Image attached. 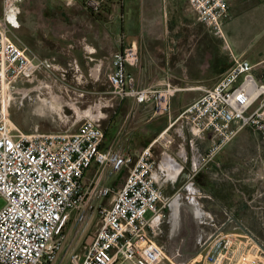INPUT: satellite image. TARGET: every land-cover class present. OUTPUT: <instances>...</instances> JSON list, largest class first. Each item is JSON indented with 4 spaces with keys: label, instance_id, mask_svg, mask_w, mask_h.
I'll use <instances>...</instances> for the list:
<instances>
[{
    "label": "built area",
    "instance_id": "built-area-1",
    "mask_svg": "<svg viewBox=\"0 0 264 264\" xmlns=\"http://www.w3.org/2000/svg\"><path fill=\"white\" fill-rule=\"evenodd\" d=\"M25 1L2 0L0 14V202H4L0 264H57L66 248V227L92 219L93 228L70 253L67 264H166L165 250L155 238L169 200L154 177L158 163L152 146L137 154L103 149L104 129L91 117L83 119L73 133L26 135L13 127L1 100L17 91L19 79L32 81L42 70L53 69L19 35ZM188 3L198 22L216 32L231 18L229 0ZM86 4L95 14L105 11V0ZM112 64L108 79L114 95L131 98L138 106L151 104L157 114L170 111L173 86L140 88L128 70L140 66L136 42L115 53ZM183 116L196 138L210 142L201 157L205 167L243 130L264 131V82L257 79L249 60L235 57L227 72L187 106ZM125 170L121 187L104 184L106 177ZM247 238L254 258L248 259L246 253L233 258V235L219 233L209 244L206 264H263L262 247L253 235Z\"/></svg>",
    "mask_w": 264,
    "mask_h": 264
},
{
    "label": "crops",
    "instance_id": "crops-1",
    "mask_svg": "<svg viewBox=\"0 0 264 264\" xmlns=\"http://www.w3.org/2000/svg\"><path fill=\"white\" fill-rule=\"evenodd\" d=\"M74 1L82 11L76 12L67 22L57 18L55 23L50 24V27H34L32 22L27 23L24 17L26 10L30 11L33 8L31 7L32 2L26 0L21 5L20 37L40 57L52 63L53 69L49 72L50 74L63 78L70 75L72 82L84 92L78 95L79 98L73 106L77 114V111L80 112L79 116L82 117L80 123L83 119L91 117L103 127L105 132L103 149H122L137 154L141 149L152 146L154 158L158 163L154 177L157 186L169 200V208L174 202L180 204L186 199L193 201L205 195L213 197L215 194L216 197L214 196L213 200H215L216 207L220 210L229 209L233 216H230L228 223L219 225L214 236L219 233L232 234L235 239L233 258L245 253L248 247L247 235H253L248 227L257 228L258 234L264 227L263 210L261 214L255 213L256 223L252 224L248 201L250 194H246L237 187L236 181L239 174H202L210 169L222 171L221 166L224 164V159L220 155L224 149L228 151L230 146L228 144L211 163L202 167L201 157L207 152L210 142L196 138L189 119L186 116L181 117L184 109L200 98L205 90L213 87L233 65L237 50L233 49L229 39L224 37L226 46L196 44L197 46L191 51L181 46L178 48L168 46L162 50L163 59H152V62L145 64L142 63L140 56L141 64L138 68L128 67V70L134 74L138 87L163 88V84H170L176 89L173 96L175 98L174 100L172 98L168 113L157 114L152 109L153 114L152 112L149 114L146 110L149 108L148 105L138 106L131 98L121 99L114 95L108 79V74L114 68L113 55L132 42L138 44L139 33H135L134 29L128 26L130 23L125 15L115 13L117 9L115 0H105V11L100 15L85 7V0ZM29 6L31 9L28 8ZM157 7L160 15L151 16V22L167 19L164 2L160 0ZM173 8L178 11L181 15L179 18L183 20L184 11L189 8L188 0H174ZM31 12L36 13L32 10ZM263 12L262 10L259 14ZM60 21L63 23L61 24ZM239 50L245 52L246 49ZM219 57L222 58L221 64L217 60ZM228 58L232 59L229 67ZM243 58L254 65V74L260 82H264V51L252 52V55H245ZM258 67H262L260 71L257 70ZM104 84L108 87L102 88L101 85ZM29 88L26 82L16 84L17 91L23 89V92L24 90L28 92ZM116 102H118L117 106H115ZM80 103H86V108H81L82 105L77 106ZM121 105L128 109L126 119L124 118L126 110L124 108L120 110ZM113 108L114 110L110 113V109ZM133 109L141 110L142 113L139 115L136 111L133 112ZM104 120H106L105 127L103 126ZM165 139H170L171 142L166 143ZM94 169L95 167L87 172L86 176L90 177ZM203 176L212 181L209 192L206 190L208 184L204 182ZM126 178L127 171L125 170L116 177H106L104 184L119 188ZM215 179H223L224 183L219 184ZM246 182L243 183L244 187L245 183L249 187V181ZM161 222L158 223L159 233H163ZM79 227L84 232L79 241L82 242L93 225L89 220ZM168 234L166 238H160L159 235L155 238L164 248L166 256L181 258L180 254L183 252L181 254L183 260L180 264L207 263L204 252L190 255L185 246H175L173 236L171 233ZM185 239L188 241L186 235ZM70 241L66 243V250L70 249ZM250 252L252 253V250ZM225 264H233V262L226 261Z\"/></svg>",
    "mask_w": 264,
    "mask_h": 264
},
{
    "label": "rangeland",
    "instance_id": "rangeland-1",
    "mask_svg": "<svg viewBox=\"0 0 264 264\" xmlns=\"http://www.w3.org/2000/svg\"><path fill=\"white\" fill-rule=\"evenodd\" d=\"M161 1L166 6L167 19L151 22V16L160 15L157 7L160 0H115L117 3L115 13L125 15L126 20L130 23L128 26L140 35L138 44L143 64L152 62V59H163L162 50L168 46L171 48L181 46L187 51H191L197 45L210 44L221 47L227 45L224 37H227L232 48L237 50L236 55L238 57L236 56V58L252 55V52L264 51V17H262L264 12L259 14L260 11H264V0H231V18L223 22L221 32L209 29L198 22L189 3V8L184 11L185 15L182 20L179 18L181 15L173 8L174 0ZM27 2H32V6H30L33 8L31 9L30 6L28 8L36 11V13L26 10L24 17L27 23L31 21L34 27H50V24L55 23L57 18L67 22L76 12L82 11L74 0H27ZM85 7L91 11L87 4ZM1 13L2 0H0ZM60 23L63 22L60 21ZM239 49L246 50L241 52L242 50ZM246 58L249 59V57ZM217 60L221 64L222 58L219 57ZM231 61L232 59L228 58V67ZM260 68L262 67H258L257 70L260 71ZM19 82H26L30 90L23 92V89H20L22 93L13 92L12 95L9 94V97L6 96L3 101L1 100L8 109L12 125L16 131L19 130L26 135L73 133L76 131L82 117L79 116V111H77L78 114L76 113L73 103L79 98L78 95L84 92L72 82L70 75H66L65 78L57 77V75L42 70L34 80L29 81L22 78L19 79ZM101 86L102 88L108 87L107 84ZM107 89L109 91V88ZM172 98L174 100L175 97ZM117 104L118 102L115 106ZM77 106L84 109L87 104L80 103ZM148 107L146 108L148 113L151 114L152 112L153 114V105L150 104ZM122 108L126 110L124 117L126 119L128 109L121 105L120 110ZM1 110L2 105L0 103ZM113 110L114 108L110 109L109 112L111 113ZM135 111L139 115L142 113L141 110H134L133 112ZM105 124L106 120L103 121L104 127ZM229 146L230 149L228 151L224 149L220 155L224 159V164L221 166L222 171L210 169V171L207 170L202 174H239L236 184L239 190L250 194L248 201L251 208V221L255 225V213L261 214L262 210L264 213V131L258 133L247 128ZM220 178H222L221 175ZM203 179L208 184L206 187L208 191L209 186H212V181L204 176ZM215 180L219 184L224 183L223 179ZM246 181H249V187L246 186ZM244 182H246L245 187ZM205 196L193 201L186 199L180 204L174 202L168 208L167 215L161 222L163 233H159L158 230L160 238H166L168 233H171L174 238V245L185 246L190 255H194L196 252L207 254L210 239L217 232L219 225L228 223L230 216L233 215L229 209L220 210L216 207L215 200H213L215 194L213 197ZM211 197L212 199H210ZM3 205L4 202L1 201L0 206ZM94 222L92 219V225ZM79 226L80 224L71 222L64 230L67 244L71 240V246L70 249H65L66 251L57 264H67L70 253L81 246L83 241H79L84 232L80 230ZM248 229L255 235L254 238L262 247L260 256L264 264V227L260 229V234L256 232L257 228L248 227ZM185 235L188 241L185 239ZM250 250L251 248L248 246L245 252L248 254V259L255 256ZM181 254V258L166 256V264H180L183 260Z\"/></svg>",
    "mask_w": 264,
    "mask_h": 264
},
{
    "label": "trees",
    "instance_id": "trees-1",
    "mask_svg": "<svg viewBox=\"0 0 264 264\" xmlns=\"http://www.w3.org/2000/svg\"><path fill=\"white\" fill-rule=\"evenodd\" d=\"M86 1H87V0H85L84 5L86 4ZM91 11H92V9H91ZM92 12H93V11H92Z\"/></svg>",
    "mask_w": 264,
    "mask_h": 264
},
{
    "label": "bare ground",
    "instance_id": "bare-ground-1",
    "mask_svg": "<svg viewBox=\"0 0 264 264\" xmlns=\"http://www.w3.org/2000/svg\"><path fill=\"white\" fill-rule=\"evenodd\" d=\"M18 92L20 93V90L18 89ZM11 95V94H10Z\"/></svg>",
    "mask_w": 264,
    "mask_h": 264
}]
</instances>
